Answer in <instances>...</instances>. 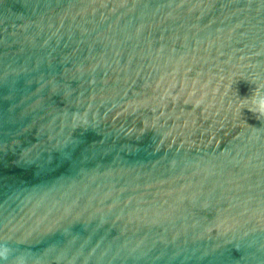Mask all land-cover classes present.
I'll return each instance as SVG.
<instances>
[{"label": "water", "instance_id": "95a60500", "mask_svg": "<svg viewBox=\"0 0 264 264\" xmlns=\"http://www.w3.org/2000/svg\"><path fill=\"white\" fill-rule=\"evenodd\" d=\"M264 0H0V264H264Z\"/></svg>", "mask_w": 264, "mask_h": 264}, {"label": "clouds", "instance_id": "9594fccd", "mask_svg": "<svg viewBox=\"0 0 264 264\" xmlns=\"http://www.w3.org/2000/svg\"><path fill=\"white\" fill-rule=\"evenodd\" d=\"M241 107L247 108L255 114L257 119L264 121V87L258 90L255 87L253 94L242 100ZM8 252L9 249L7 247H0V259H7Z\"/></svg>", "mask_w": 264, "mask_h": 264}]
</instances>
